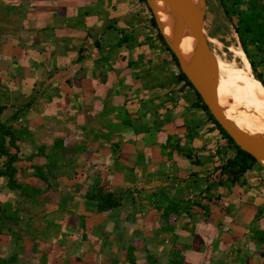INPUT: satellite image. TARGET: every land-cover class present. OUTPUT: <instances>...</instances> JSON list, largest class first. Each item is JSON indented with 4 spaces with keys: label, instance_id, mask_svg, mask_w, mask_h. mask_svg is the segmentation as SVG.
Segmentation results:
<instances>
[{
    "label": "crops",
    "instance_id": "obj_1",
    "mask_svg": "<svg viewBox=\"0 0 264 264\" xmlns=\"http://www.w3.org/2000/svg\"><path fill=\"white\" fill-rule=\"evenodd\" d=\"M151 17L145 0H0V105L28 134L20 189L0 191L17 211L0 234L16 264H129V251L135 264H264V166L223 169L236 149ZM93 188L120 206L99 212Z\"/></svg>",
    "mask_w": 264,
    "mask_h": 264
},
{
    "label": "bare ground",
    "instance_id": "obj_2",
    "mask_svg": "<svg viewBox=\"0 0 264 264\" xmlns=\"http://www.w3.org/2000/svg\"><path fill=\"white\" fill-rule=\"evenodd\" d=\"M188 1L198 14L204 10L202 0ZM148 4L166 41L176 48L179 46L183 68L192 70L198 55V43L191 36L187 21L163 0H148ZM235 52L240 56V68L214 55L218 101L235 128L249 136H264V86L252 74L245 53L240 49Z\"/></svg>",
    "mask_w": 264,
    "mask_h": 264
},
{
    "label": "trees",
    "instance_id": "obj_3",
    "mask_svg": "<svg viewBox=\"0 0 264 264\" xmlns=\"http://www.w3.org/2000/svg\"><path fill=\"white\" fill-rule=\"evenodd\" d=\"M146 1V0H145ZM248 11H239L236 13L237 19V27L236 32L238 34L240 43L242 45L243 52L245 53L247 59L250 58L249 50H248V43L259 53H261L264 57V0H247ZM149 11L152 13L150 7ZM151 25L153 28L157 30L159 39L163 42V45L169 51L173 61L175 62L176 66L179 68V78L187 84L190 88H193L191 83L188 81L185 74L180 70L179 62L169 48L167 43L165 42L164 36L162 35L159 27L156 23L155 17L152 13L151 17ZM248 41V42H247ZM249 61V60H248ZM252 70L255 73V77L261 82L264 86V79L260 73H257L253 63L249 62ZM197 94V93H196ZM197 99L200 106L204 109V111L209 115L210 119L216 124L220 133L225 137L236 149V156L233 160L227 162L226 166L223 169H227L229 174H232L233 177H237L239 174L243 173L246 169L249 168V162L256 163V160L248 153L242 151L234 142L233 140L227 135V133L218 125L215 119L210 114L208 108L203 104L202 99L197 94ZM5 110V106L0 105V116ZM16 113L11 117V120H16ZM8 141V144H7ZM18 141L16 130L6 122L1 121L0 119V178L4 177L7 179V186L10 189L18 190L20 186L16 185L14 182L15 177V166L14 164L18 161V154L17 151H11L10 147H13L15 143ZM55 150L61 149L58 147V143L55 144ZM48 157V156H47ZM52 159L53 155H49ZM50 159V160H51ZM52 163L50 162L48 166H51ZM85 198L88 200L96 201L97 203V210L99 212H104L110 209H114L120 206V202L115 199L109 193H103L101 188H93L90 191H87L85 194ZM7 210L6 207L2 208L0 205V233H2L5 223L4 218L2 217L1 211ZM12 220L16 222V218H9L6 217L5 220ZM3 224V225H2ZM7 231L9 232L10 229L8 228ZM128 254V261L129 264H135L134 257L132 252L129 251ZM177 255L178 253L175 251L174 253ZM178 256V255H177ZM16 264V256L12 255L8 259H0V264ZM147 264H157L155 259L148 255L147 256ZM171 264H178V262L172 260Z\"/></svg>",
    "mask_w": 264,
    "mask_h": 264
},
{
    "label": "rangeland",
    "instance_id": "obj_4",
    "mask_svg": "<svg viewBox=\"0 0 264 264\" xmlns=\"http://www.w3.org/2000/svg\"><path fill=\"white\" fill-rule=\"evenodd\" d=\"M203 4H204V7H203L204 10H202L203 31H204L205 36L207 37V40L209 42V46H210L211 51L213 52V55L217 56L225 63L233 65L237 68H240L241 67L240 56L236 54L235 49L236 50L240 49L242 51L243 49H242V45L240 43L238 34L236 32V27H237L236 13L241 10L248 11L247 0H203ZM1 27H3L2 19H0V28ZM248 50H249V56H250V58L248 59L249 62L251 61L253 63L256 72L260 73L264 79V57L263 55L257 52L249 43H248ZM0 52H2L1 49H0ZM251 72L253 75H255L254 71L252 70V67H251ZM0 88H1V84H0ZM13 115L14 114L10 115L9 113H5V110H4L0 116V119L3 122L9 123L16 130L18 141L15 143L13 147H10V149L12 153L17 151L18 161H19L18 142L21 141V139L28 138L27 137L28 134L26 133V129L22 127L23 126L21 125L22 122L20 121V117L18 116L17 113H16V117H17L16 120L14 121L11 120V117ZM17 125L21 126L20 129L16 127ZM7 144H8V141H7ZM17 162L14 164L16 171H17V168H16ZM14 182L16 184L15 179H14ZM5 187L9 188L7 186V179L2 177L0 178V191ZM0 205L2 208L4 207L7 208L5 212L1 211L2 213L1 215L4 218L3 223H5V225H4L2 233L0 234H9L11 233V229L9 232L7 231L8 229L6 225L7 219L5 220V218L6 217L16 218L17 211L15 212L12 210V205H6V206L2 204ZM1 243L2 242L0 241V259L6 260L10 258L12 255L7 254V251L4 249ZM1 264H4V263H1Z\"/></svg>",
    "mask_w": 264,
    "mask_h": 264
},
{
    "label": "water",
    "instance_id": "obj_5",
    "mask_svg": "<svg viewBox=\"0 0 264 264\" xmlns=\"http://www.w3.org/2000/svg\"><path fill=\"white\" fill-rule=\"evenodd\" d=\"M170 8L177 9L189 25L190 34L197 40L198 55L192 70L183 68L180 60L179 46L176 48L165 41L176 56L180 70L185 74L195 92L202 99L218 125L227 133L233 142L244 152L250 154L257 163L264 166V136H249L233 126L220 105L216 89V68L214 55L203 31L202 11L200 14L188 0H163ZM148 4V0H146ZM203 3V0H202ZM149 7V4H148ZM204 7V4H203ZM160 30V29H159ZM163 35V34H162Z\"/></svg>",
    "mask_w": 264,
    "mask_h": 264
}]
</instances>
